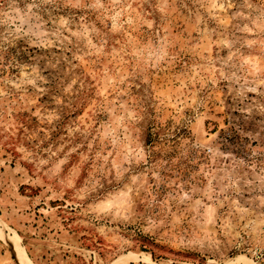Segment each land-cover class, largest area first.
I'll return each instance as SVG.
<instances>
[{
    "label": "rangeland",
    "instance_id": "obj_1",
    "mask_svg": "<svg viewBox=\"0 0 264 264\" xmlns=\"http://www.w3.org/2000/svg\"><path fill=\"white\" fill-rule=\"evenodd\" d=\"M0 236V264H264V0H0Z\"/></svg>",
    "mask_w": 264,
    "mask_h": 264
},
{
    "label": "bare ground",
    "instance_id": "obj_2",
    "mask_svg": "<svg viewBox=\"0 0 264 264\" xmlns=\"http://www.w3.org/2000/svg\"><path fill=\"white\" fill-rule=\"evenodd\" d=\"M2 232H3L2 237L9 245H11L14 248L19 247L20 241L18 237L11 230H9L8 228H5L2 230Z\"/></svg>",
    "mask_w": 264,
    "mask_h": 264
},
{
    "label": "trees",
    "instance_id": "obj_3",
    "mask_svg": "<svg viewBox=\"0 0 264 264\" xmlns=\"http://www.w3.org/2000/svg\"><path fill=\"white\" fill-rule=\"evenodd\" d=\"M151 139H152V136L150 135V137H149V139H148V140H149V142H151Z\"/></svg>",
    "mask_w": 264,
    "mask_h": 264
}]
</instances>
